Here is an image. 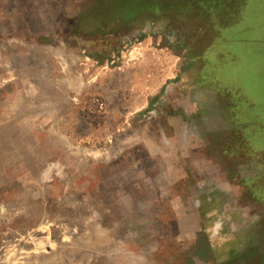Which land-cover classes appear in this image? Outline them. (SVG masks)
I'll list each match as a JSON object with an SVG mask.
<instances>
[{"label": "rangeland", "instance_id": "374dc122", "mask_svg": "<svg viewBox=\"0 0 264 264\" xmlns=\"http://www.w3.org/2000/svg\"><path fill=\"white\" fill-rule=\"evenodd\" d=\"M0 264H264V0H0Z\"/></svg>", "mask_w": 264, "mask_h": 264}]
</instances>
